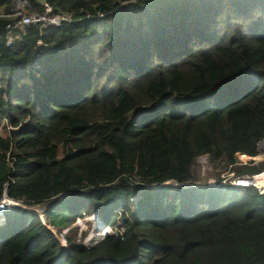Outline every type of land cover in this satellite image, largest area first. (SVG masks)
Wrapping results in <instances>:
<instances>
[{"label": "trees", "instance_id": "16d2710c", "mask_svg": "<svg viewBox=\"0 0 264 264\" xmlns=\"http://www.w3.org/2000/svg\"><path fill=\"white\" fill-rule=\"evenodd\" d=\"M17 2L71 22L21 27ZM0 120V201L121 221L61 246L16 208L0 264H264V191L164 186L260 155L264 0H0ZM235 174L262 186L264 164Z\"/></svg>", "mask_w": 264, "mask_h": 264}, {"label": "rangeland", "instance_id": "374dc122", "mask_svg": "<svg viewBox=\"0 0 264 264\" xmlns=\"http://www.w3.org/2000/svg\"><path fill=\"white\" fill-rule=\"evenodd\" d=\"M46 22H42L43 24H49L47 21L49 20L48 17H44ZM2 126H6V129H9V124L6 121L0 120V135L4 136L5 131ZM260 148V155L257 157V160L253 161H241L239 159H235L233 156V160L235 161L234 166H227L224 162H212L208 156H201L197 160V167L195 169H190V174L192 180L188 183H184L181 185L183 188H191L189 186L194 187H218L221 185H230L237 184L236 178L233 176L236 175V171L238 168L245 167L251 168L259 164H264V142L260 143L258 149ZM167 184H175V183H167ZM256 184V182L254 183ZM179 185V184H176ZM185 187H184V186ZM258 186V184H256ZM180 186V185H179ZM264 186V183L263 185ZM180 187V188H181ZM259 187V186H258ZM261 187V186H260ZM264 189L259 190L260 193H263ZM59 204V202H52L50 204L43 205V207H35V208H28V210H32L33 212L37 213L47 228H49L52 235L55 236L63 245H85L90 246L92 243L97 242L101 236L104 235L105 231H111L110 228H105L106 226L103 225L98 217V213L95 211H90L87 213L82 219L75 221L73 224L66 223L67 218L65 217L67 212L61 213V216L56 217L55 215L59 213L56 210L55 205ZM54 206V207H53ZM116 212V211H115ZM117 213L120 214V210H117ZM47 214H51L49 216V222H47L48 218H46ZM84 214V213H83ZM92 214V215H90ZM56 221L57 227L51 228L48 226L51 221ZM65 222V223H62ZM4 223V220L0 221V225ZM60 223V224H59ZM121 223L120 218L117 220L116 224Z\"/></svg>", "mask_w": 264, "mask_h": 264}, {"label": "clouds", "instance_id": "9594fccd", "mask_svg": "<svg viewBox=\"0 0 264 264\" xmlns=\"http://www.w3.org/2000/svg\"><path fill=\"white\" fill-rule=\"evenodd\" d=\"M26 7V2H17L16 3V6H15V11L17 12L16 14L17 15H19L20 16V22H21V20H22V17H27V18H35L36 19V21L35 22H31V23H29V24H25V25H22V24H20V22H18V25L19 26H21V27H23V26H27V25H30V24H40V25H42V28H46L47 26H52V27H55V28H58V27H60V25H62L63 23H68V22H71V17H67L66 16V18H65V20H60L59 22H57V21H54V19H56V18H58V19H60V18H62V17H65V16H59V17H48V13H49V9H46V15H44V16H31V17H28V16H23V9ZM99 17L101 16V15H98ZM44 17H48V23L49 24H43L42 22H46L45 20H44ZM7 45H11V41H8V43H7ZM38 45H41V43L40 42H38ZM264 142V141H263ZM234 177V176H233ZM234 178H236V179H238L236 182H237V184H228L229 186H232V187H234V188H254V189H256L257 190V192H259V190H261V189H264V186H261V187H256L253 183L252 184H246V185H242V184H239V182H241V181H245L244 179H242L241 180V178H244V176H241V177H234ZM167 183H171V182H167ZM167 183H164V186L165 185H170V184H167ZM180 185V186H179ZM179 185H176V184H171L170 186H176V187H181V185L182 184H179ZM221 186H225V185H221ZM145 186H143V188H144ZM158 186H153L152 188H157ZM189 187H191V188H201V187H194V186H189ZM181 188H183V187H181ZM213 188V187H212ZM183 189H189V188H183ZM260 193V192H259ZM261 194V193H260ZM68 196H69V194H62V195H60V196H58L54 201H51L50 203H52V202H55V204H56V202H59V204H57V205H55V207L54 208H56V210H58L59 211V213H57L55 216L56 217H58V216H61V209H60V206L61 207H63L62 209H63V213H65V212H67V213H71V210H70V208H69V206L68 205H63V202L65 201V200H67L68 199ZM12 202V203H14V206H10L9 204H7L8 202ZM6 203V204H5ZM50 203H47V204H50ZM46 205V204H45ZM26 206V205H25ZM28 207H31V208H35V207H32V206H28ZM36 207H43V205L42 206H36ZM16 208H21V209H23V210H25V211H28V212H30V213H33V214H36L38 217H39V215L37 214V213H35V212H33L32 210H28V209H26V208H23L22 206H21V204H19V203H17V202H15V201H13V200H10V199H7V198H3L1 201H0V219H2V220H4V223L2 224V225H0V227H4V225H5V222H6V215L8 214V213H10V212H12L14 209H16ZM96 210V212L98 213V211H97V208H94L92 211H95ZM83 214V213H82ZM51 214H47L46 215V218H48L47 220V222H49L50 220H49V216H50ZM65 217H67V214H66V216ZM98 217H99V214H98ZM39 219H40V217H39ZM99 220H100V222L103 224V225H105L106 227L105 228H111L112 230L111 231H105L104 232V235L103 236H101V238L100 239H103V238H106V237H109V236H111V235H113L115 232H116V228H118V226L120 225V223L119 224H115L114 225V227L113 226H110V225H107V224H105L104 222H103V220L99 217ZM40 221H41V219H40ZM75 221H77V219L75 220ZM56 221H54V220H52L51 221V223L48 225V226H50L51 228H54V227H57L58 228V226L57 225H54V224H56L55 223ZM41 224L47 229V230H49V228H47L46 227V225L45 224H43V222L41 221ZM73 224V223H72ZM49 232H50V230H49ZM51 233V232H50ZM54 236V235H53ZM54 238H55V236H54ZM58 242H59V240L57 239V238H55ZM99 239V240H100ZM98 240V241H99ZM59 244H60V242H59ZM93 244V243H92ZM61 246H67V245H63V244H60ZM82 246H85V245H82Z\"/></svg>", "mask_w": 264, "mask_h": 264}, {"label": "bare ground", "instance_id": "6f19581e", "mask_svg": "<svg viewBox=\"0 0 264 264\" xmlns=\"http://www.w3.org/2000/svg\"><path fill=\"white\" fill-rule=\"evenodd\" d=\"M259 157V156H258ZM255 160H257V158H255ZM244 180L245 181H241V182H239V184H242V185H248V184H254L255 183V181H256V179H251V178H249V177H244ZM257 183V182H256ZM256 187H258L256 184H254ZM185 187V186H184ZM260 187V186H259ZM8 202V201H7ZM12 202H8L7 204H9L11 207L12 206H14V203L13 204H11ZM6 204V203H5ZM22 207H24V208H26V209H28V208H30V207H26V206H23V205H21ZM2 219H0V221H1Z\"/></svg>", "mask_w": 264, "mask_h": 264}, {"label": "built area", "instance_id": "2783aa9c", "mask_svg": "<svg viewBox=\"0 0 264 264\" xmlns=\"http://www.w3.org/2000/svg\"><path fill=\"white\" fill-rule=\"evenodd\" d=\"M65 18H66V16L65 17H62L60 19L56 18V19H54V21L59 22L60 20H65ZM35 21H36L35 18H32L31 19V18H27V17H22V20H21L20 24L25 25V24H29V23L35 22ZM242 179H244V178H241V180Z\"/></svg>", "mask_w": 264, "mask_h": 264}]
</instances>
